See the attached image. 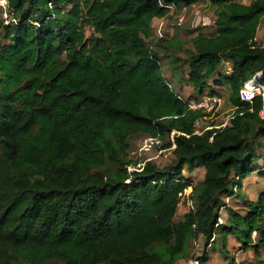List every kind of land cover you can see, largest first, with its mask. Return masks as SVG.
<instances>
[{
    "label": "trees",
    "instance_id": "16d2710c",
    "mask_svg": "<svg viewBox=\"0 0 264 264\" xmlns=\"http://www.w3.org/2000/svg\"><path fill=\"white\" fill-rule=\"evenodd\" d=\"M7 2L0 264H206L218 248L229 264H264V188L255 199L240 192L249 177H264L263 97L240 96L257 73L264 86V0ZM203 3L214 21L187 30L196 34L188 56L178 55L177 39H152L155 21ZM163 58L186 67L181 81L195 92L178 93ZM222 88L234 109L226 123L217 108L189 107L190 99L222 98ZM135 135L166 141L172 161L131 158ZM198 168L205 173L194 182ZM231 238L253 259L236 260ZM194 239L203 249L192 261Z\"/></svg>",
    "mask_w": 264,
    "mask_h": 264
},
{
    "label": "rangeland",
    "instance_id": "374dc122",
    "mask_svg": "<svg viewBox=\"0 0 264 264\" xmlns=\"http://www.w3.org/2000/svg\"><path fill=\"white\" fill-rule=\"evenodd\" d=\"M238 3H241L242 5H247L250 0H234ZM2 11L0 9V18L4 19V16L2 15ZM214 16L212 13V10L208 9L206 7V3H203L202 5L194 6L189 9H183L178 14H174L172 17L157 20L153 23V29H152V39H156L160 37L159 34H161L164 38L167 39H177L178 42H181L180 50L178 51V55L181 58H184L188 56L189 50L192 48L191 45V38L194 37L196 34L191 35L187 33V30H191L196 27H204V26H210L213 24ZM160 30V33H159ZM257 40L258 42L264 44V18L262 19V22L258 28V34H257ZM150 39H148V42ZM160 55H162V51H159ZM163 69L166 77L170 81V83L177 89L178 93H180L183 96H189L190 94L195 92L194 89L191 87H188L185 85L181 78L184 77L187 73V69L184 65H178V63L170 64L167 62L165 58L162 59ZM180 66L178 71V76H173L172 68L173 66ZM220 92L222 94V98L220 100V104L217 108V112H219V118L218 120L226 123L228 121V117L232 114L233 108L229 104L228 100V89L222 88L220 89ZM197 93V92H196ZM212 119L208 121H199L198 122V130L201 131L203 127H207L209 122H211ZM147 136L145 135H135L132 137L131 141V148L129 156L131 158H140V160L144 163L146 161H153L159 166L163 167L170 163L173 159V153L172 149H167L164 147V145L167 143L164 141L160 146L150 150V151H140L141 147L143 145V141ZM264 152V148H263ZM260 163H263V160L259 161ZM205 170L203 168H198L191 173V178L194 182H199L203 179ZM186 175H189L187 171H185ZM259 187H254L257 184ZM256 184V185H255ZM260 188H264V177L258 176V174H254L252 177H249V179L245 182V189L244 191H240L245 198L248 199H255L257 196V192L260 190ZM189 190V189H188ZM190 194V191L185 192V195L183 196L184 204L179 207L177 220H180L183 216V214L187 211V201H188V195ZM228 205L230 206H236V203L240 202L239 199L234 200H225ZM191 252H190V260H194V257L201 255L202 249H203V243L200 239H194L191 242ZM239 244L234 240L230 239L229 241V250L230 254L234 255L236 260L243 261V260H251L253 259V252L251 250L245 252L241 251L239 249ZM224 250V249H221ZM217 251L219 252L220 249L218 248ZM218 252H211L210 258L206 262V264H229V261H227L225 258L219 255ZM186 260L180 261V263H185ZM195 263V261L191 262ZM51 264H57V263H51Z\"/></svg>",
    "mask_w": 264,
    "mask_h": 264
},
{
    "label": "built area",
    "instance_id": "2783aa9c",
    "mask_svg": "<svg viewBox=\"0 0 264 264\" xmlns=\"http://www.w3.org/2000/svg\"><path fill=\"white\" fill-rule=\"evenodd\" d=\"M7 6H8V2L7 0H0V9L2 10V15L4 16V19L8 18V12H7ZM160 33V30H159ZM160 37L162 36L161 34H159ZM259 77H260V73H257L255 76H253L250 80H248L245 84L244 87L240 90V96L243 100H249L251 101L253 98H255L258 95H261L263 97V108L262 111L260 113V115L262 117H264V86L259 82ZM254 81V82H253ZM220 100L221 98L219 97H211V96H202L201 98H199L198 100L196 99H190L189 101V107L191 109H202L203 111L209 113V112H213V110H215L216 108H218L219 104H220ZM198 125V123H197ZM175 132H172V134H170L171 138L173 136ZM196 133H200V131L197 129ZM162 144V139L160 137H146L143 141V145L141 147L140 151H150L158 146H160ZM143 164V163H141ZM139 164L138 167L141 165ZM134 169L132 167L129 168ZM190 191L191 192V188H189V190L187 189L185 192ZM193 264H198L196 261Z\"/></svg>",
    "mask_w": 264,
    "mask_h": 264
},
{
    "label": "crops",
    "instance_id": "0c3cea01",
    "mask_svg": "<svg viewBox=\"0 0 264 264\" xmlns=\"http://www.w3.org/2000/svg\"><path fill=\"white\" fill-rule=\"evenodd\" d=\"M256 184H257V183H256ZM256 184H255V185H256ZM257 185H258V184H257ZM257 185H256V186H254V187H257Z\"/></svg>",
    "mask_w": 264,
    "mask_h": 264
}]
</instances>
